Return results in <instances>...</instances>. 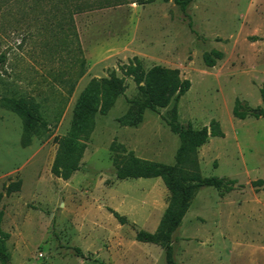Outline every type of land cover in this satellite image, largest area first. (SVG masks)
Listing matches in <instances>:
<instances>
[{
    "label": "rangeland",
    "instance_id": "obj_1",
    "mask_svg": "<svg viewBox=\"0 0 264 264\" xmlns=\"http://www.w3.org/2000/svg\"><path fill=\"white\" fill-rule=\"evenodd\" d=\"M186 13L173 0H0V96L38 103L46 121L28 134L0 103V229L10 264H166L161 245L135 234L155 230L169 191L160 177L119 179L113 165L128 153L171 164L179 144L166 123L173 97L137 119V87L119 69L134 56L189 79L178 121L199 128L215 119L223 131L198 147L199 172L235 179L229 191L196 190L171 236L175 263L264 264V190L251 185L264 179V116L232 114L237 100L264 108V0H192ZM211 49L223 56L208 67L202 55ZM111 70L123 90L84 91ZM65 135L83 151L62 179L50 168L55 137Z\"/></svg>",
    "mask_w": 264,
    "mask_h": 264
},
{
    "label": "trees",
    "instance_id": "obj_2",
    "mask_svg": "<svg viewBox=\"0 0 264 264\" xmlns=\"http://www.w3.org/2000/svg\"><path fill=\"white\" fill-rule=\"evenodd\" d=\"M139 3L152 0H136ZM183 12L186 13L188 5L192 0H173ZM187 25L189 29L196 34L192 27L190 16L186 13ZM4 54L0 55V60H4ZM223 56L217 49H211L202 55L206 66L211 67ZM119 69L124 75L130 76L134 81L140 99L136 101V117L142 118L145 110L156 111L158 107H165L169 104L171 97L172 105L169 111V118L166 123L169 129L178 136L179 144L174 155V162L171 164L148 160L128 153L121 158L114 157L113 165L115 175L119 179L127 177H160L169 191L170 197L168 204L154 231L146 230L136 231L135 238L140 241H149L158 243L164 248L166 264H176L173 258V246L171 236L179 225L181 219L186 213L196 190L201 186H212L223 188L229 191L234 188L235 179H228L218 176H202L199 172L197 161V149L209 136H223L218 121L211 119L208 125L199 128L193 127L190 123L182 124L178 121L177 103L190 87V81L182 78L177 68L162 67L153 65L145 69L141 60L134 56L127 63L119 65ZM116 91L123 90L122 78L115 70H111L108 77H93L85 86L86 93L96 92L98 90ZM259 95L264 103V83L259 87ZM0 103L5 107L17 112L23 119L24 129L30 134L37 125L45 126L46 121L42 112L39 110L38 103L28 101L22 97L0 96ZM82 97L76 104L78 113L85 116L82 106ZM232 114L243 119L247 115L264 116V108L258 107L256 110L240 101H236ZM122 123L130 121L128 114L120 118ZM57 140V150L51 164V173L62 179L69 178L79 169L80 159L83 147L80 142L71 135L55 137ZM255 188L264 190V179L258 178L251 181ZM8 190H11L9 187ZM114 217L120 223H125V217L112 211ZM2 212L0 211V221ZM9 233L0 229V262L8 261L6 240Z\"/></svg>",
    "mask_w": 264,
    "mask_h": 264
},
{
    "label": "water",
    "instance_id": "obj_3",
    "mask_svg": "<svg viewBox=\"0 0 264 264\" xmlns=\"http://www.w3.org/2000/svg\"><path fill=\"white\" fill-rule=\"evenodd\" d=\"M5 264H10V262L9 261H6V263Z\"/></svg>",
    "mask_w": 264,
    "mask_h": 264
}]
</instances>
